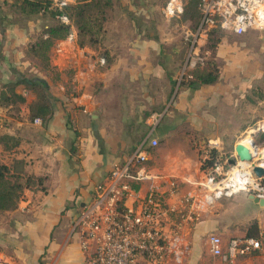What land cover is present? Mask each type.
Masks as SVG:
<instances>
[{
  "label": "crops",
  "instance_id": "obj_1",
  "mask_svg": "<svg viewBox=\"0 0 264 264\" xmlns=\"http://www.w3.org/2000/svg\"><path fill=\"white\" fill-rule=\"evenodd\" d=\"M156 1L113 0L116 15L115 21L106 27L108 34L132 37L124 45L109 44L114 61L106 69L100 68L104 64L100 59L93 62L95 51L91 47L78 45L75 33L72 38L57 40L49 51L54 71L43 69L28 52L39 30L13 25L12 14L0 12V163L7 165L22 184L16 205L0 210V258L5 264H86L77 225L80 209L92 198L96 186L108 178L113 164L124 161L138 146L149 148L147 166L157 177L133 183L135 191L144 196L154 189L163 193L169 205H178L187 196L202 195L198 183L206 173L202 170L200 151L212 144L220 150L222 144L218 127L212 124L214 115L227 116L229 140H235L234 147L243 141L248 134L245 132L264 131V97L257 96L264 90V31L257 30L242 34L246 42L227 50L225 68L215 83L194 89L180 86L178 79L173 92L176 103L167 104L154 127L150 116L159 111L145 112L146 130H141L142 135L136 134L132 149L124 150L126 145L120 144V137L106 131V109L94 90L97 81L105 91L111 82L119 80L120 73L127 71L132 80L140 78L146 85L151 83V87L142 89L145 101L168 97L166 87L156 94L159 86L170 81L165 78L163 67L167 56H160L166 49L167 53L178 54L181 48L172 44L165 47L153 37L141 39L140 35L149 36L148 32L153 36L154 32L140 30L136 23L143 17L155 19L156 9H163V2L158 5ZM15 71L46 80L54 97V112L46 121L37 123L30 119L37 95L24 84L16 88L23 101L14 103L7 97L10 94L2 98L6 84L17 80ZM187 131L198 132L202 137L195 138ZM5 135L13 139L2 138ZM154 138L158 140L157 146L150 145ZM257 142V149L264 151V142ZM171 183H175L173 195ZM215 202L204 207L196 221L184 223V230L178 235V244L185 249L183 260L170 264H225L212 255L207 241L208 233L224 231L215 215ZM263 217L253 216L262 229ZM181 218L182 214L178 215L177 219ZM238 229L233 233L246 235L245 227ZM233 264H264V249L239 257Z\"/></svg>",
  "mask_w": 264,
  "mask_h": 264
},
{
  "label": "built area",
  "instance_id": "obj_2",
  "mask_svg": "<svg viewBox=\"0 0 264 264\" xmlns=\"http://www.w3.org/2000/svg\"><path fill=\"white\" fill-rule=\"evenodd\" d=\"M74 1L51 0L50 8H62ZM186 3L187 0H168L163 11L170 18L179 17ZM199 10L198 33L204 36L214 27L238 35L250 30L264 31V0H199ZM57 17L66 24L71 23L67 15ZM68 37L72 38L73 34ZM101 61L103 64L104 59ZM161 116V112L151 114L152 127ZM35 122L41 123L42 119L35 118ZM150 145L157 146L158 140L152 139ZM233 158L236 162L231 164L229 160ZM149 159V148L140 145L124 161L115 162L108 178L96 186L92 198L80 209L77 225L86 264L181 263L185 249L178 244V235L183 232L184 223L199 218L204 207L240 191L264 197V187L253 171L255 165L264 164L254 159L245 166L235 153L205 172L206 177L198 183L202 195L187 196L178 205H169L163 193L154 189L141 196L133 183L157 177L147 166ZM170 187L174 188L170 190L173 195L175 183ZM131 198L133 202H129ZM179 213L181 220L177 219ZM207 241L212 255L225 264H233L239 257L256 254L264 248L260 239L246 235L224 239L211 233ZM0 264H5L3 258Z\"/></svg>",
  "mask_w": 264,
  "mask_h": 264
},
{
  "label": "rangeland",
  "instance_id": "obj_3",
  "mask_svg": "<svg viewBox=\"0 0 264 264\" xmlns=\"http://www.w3.org/2000/svg\"><path fill=\"white\" fill-rule=\"evenodd\" d=\"M22 1L23 0H0V12H9L10 14H12L13 25L18 24L19 26H22L24 28L34 26L35 29L39 30V34H41V32L46 29V25L50 26L58 22V18L52 15L50 11L44 12V10H41L40 12L30 13V9L23 5ZM101 1L103 5V13L99 14L98 17L102 24V28L101 30H99V26H94V31L96 32V42L87 44L85 47H91L95 51L94 53L92 52V60L94 63L96 60L100 61L101 59H104V64L102 66L100 65V68L102 67L106 69L109 67V64L114 61V56L112 55V51L110 50L111 47L109 46V44H118L119 42L121 43V45H124L129 41L132 35L126 34L119 36L108 34L106 27L115 21L114 19L116 15V7L114 6L115 4L113 0H110L111 4H109L108 6L105 5V0ZM158 1H156L155 4L157 3L158 5H161L160 1H162V7L164 9L167 0ZM163 9L162 11H158L156 9V12H154L155 19L148 20V18L143 17L141 20H136V23L138 24L140 30L145 29L146 31H148L149 29L150 32H154L153 36H151L148 32L147 35L149 36L140 35L141 39H144L145 37H153L158 44H163L164 46L166 44H172L175 47L181 48L178 54H174L171 52L167 53L169 51H167L166 49L160 56V58L163 56V54H165L164 56H167L165 57L163 67L165 70V78L169 79L170 81L166 84L163 83L162 87L159 86L156 89V94H160V90L164 91L167 88V99L150 98L145 101V99H143L144 96L142 97V94L144 93L142 89H144L146 86L151 87V83L146 85L140 78L132 80L127 71H125V73L123 72L119 74V80H121V83H119V80L115 83L111 82L108 85V88H105V91H102V83H99L98 81L96 83L97 86L94 87L96 93L100 95V103L106 109L103 121L104 125L107 128L106 131H108L109 134L118 135L121 139L120 144L125 143L126 146H124V150L127 151L133 148L131 147V144H133L134 139H136L137 135L143 134L141 130H143V132L146 130L144 118L147 117V113L145 112H150L151 110L162 112L166 109L165 107L167 106V104L169 106L171 102H173V104L176 103V98L173 99V92L178 87V79H180V86L187 87L186 83H188V80L191 78L190 75L195 70L197 71V69L206 68L208 70H212L213 72L219 71L221 73L225 68V60L226 58H228L227 50L232 47L238 48L241 43L246 42L242 38V35L235 34L219 27L210 28L205 36H203V34H199V0H195V2L193 3L192 0H187L185 10L179 17L176 16L170 18L165 14ZM32 22H34L35 24L30 25ZM213 29H217V34L211 36L210 32ZM189 32L194 33L197 36L193 38V35H188L190 34ZM216 37L221 38V42L219 43L217 49L214 50L211 48V44L213 43L212 38ZM57 40L59 39H55L51 48L54 46ZM51 48L49 49V51L51 50ZM194 49H197L196 53H194ZM49 51L48 62H46L42 57L39 58L43 61V64H41V62L39 61L40 64L43 65V69H46L48 71L52 70V67L50 66ZM30 55L32 54L30 53ZM163 91L162 93H164ZM257 96L259 98L264 97V90L259 91ZM142 106H146L145 108L147 109L140 110ZM115 110L117 111L116 113H114ZM102 112L103 109H101V113ZM174 115L179 116L176 113H174ZM213 118L215 121H213L212 119V124L213 126L218 127L217 134L218 136L222 137L220 152H232L231 154H233L235 148L233 146V141L235 140H229L231 131L228 129V123L226 121L227 116L214 115ZM130 119L132 120L130 121ZM196 121L198 122V120H195V123ZM136 125H139V127L137 129H134ZM256 132L257 134H255ZM131 133H135V135H132ZM187 133H191L195 138L202 137L198 134V132L193 133L187 131ZM251 134L254 135V138L257 141L264 142L263 129L250 133V135ZM250 180H253L252 182H254L253 178H251ZM259 182H261L264 187V177L260 178ZM248 194L249 192L247 191H240L236 194H233L232 196H223L216 200L215 203L217 205V209L215 211V215L224 228L223 232H221L222 230L217 232L224 239H228L234 236H238L237 234L233 233L236 228L239 227V229L241 230L243 227H249L251 224L257 223L258 232L255 237L260 239L264 246V229L261 228V223H259V220L253 218V216L256 215L264 216V211L261 209L262 207L264 208V206L259 207V204L257 203H255L256 205H254L253 200L249 199ZM204 238H206V236H204Z\"/></svg>",
  "mask_w": 264,
  "mask_h": 264
},
{
  "label": "trees",
  "instance_id": "obj_4",
  "mask_svg": "<svg viewBox=\"0 0 264 264\" xmlns=\"http://www.w3.org/2000/svg\"><path fill=\"white\" fill-rule=\"evenodd\" d=\"M110 2V0H105V5L108 6L111 4ZM193 2H195V0H192V3ZM22 4L30 9V13L40 12L41 10H44V12L50 11L55 17L58 15H67L71 20L70 24H66L57 17V23L45 27L46 29L37 36L36 40L30 43L28 52L37 59L42 57L46 62L49 61L48 51L53 45L55 39H64L75 33L78 45L80 47H85L87 44L96 42L94 26H99V30L102 28V24L98 17L99 14L103 13L101 0H75L74 2L64 5L62 8H50L51 0H23ZM216 34L217 29L211 30V36ZM212 39L213 43L211 44V48L215 50L221 42V38L216 37ZM39 61L43 64L41 59H39ZM15 74L17 80L12 84H6L5 87L8 88L5 91H2V98H5L7 94H10V96L7 97L14 103L17 100L23 101L24 97L16 92V88L18 85L24 84L27 89L32 90L37 95V100L31 107L30 119L41 118L46 121L54 112V104L52 103L54 97L49 92V85L46 80L37 76L26 77L16 71ZM190 77L188 83H186L187 87L197 89L201 85L213 84L218 81L220 72H213L212 70L202 68L197 69V71L195 70ZM2 138L13 139L10 135H5ZM200 152L202 154L203 162L202 170L205 172L223 162L225 158L232 153H222L219 149L208 146L203 147ZM21 185L19 177L12 173L7 165L0 163L1 211L10 209L16 205V201L20 196L19 192L22 189ZM257 229V223H253L249 227L246 226V236L255 237L258 232ZM212 233L219 234L218 232ZM208 234H211V232Z\"/></svg>",
  "mask_w": 264,
  "mask_h": 264
},
{
  "label": "water",
  "instance_id": "obj_5",
  "mask_svg": "<svg viewBox=\"0 0 264 264\" xmlns=\"http://www.w3.org/2000/svg\"><path fill=\"white\" fill-rule=\"evenodd\" d=\"M255 134H257V132ZM253 137H254V135H253ZM257 144H258V142L254 138V145H257ZM234 151H235V154L238 157V159L241 161H253L254 160V154H253L252 150L250 149V147L241 143V142H238L235 145ZM229 162L231 164H234L236 162V160L233 158V159H230ZM253 171L257 177H259V178L264 177V166L255 165L253 168ZM248 197H249V199L253 200V202L259 204L260 206H264V197L257 196L254 193H249Z\"/></svg>",
  "mask_w": 264,
  "mask_h": 264
},
{
  "label": "bare ground",
  "instance_id": "obj_6",
  "mask_svg": "<svg viewBox=\"0 0 264 264\" xmlns=\"http://www.w3.org/2000/svg\"><path fill=\"white\" fill-rule=\"evenodd\" d=\"M242 140L243 141L241 143L249 146L250 149L252 150V152L254 154V159L255 158H259L261 160L262 164H264V151L258 150L257 149L258 146L257 145H254V137H253V134L250 135V133H248L246 136H244V138ZM242 164L245 165V166H249L250 165V162L249 161H242Z\"/></svg>",
  "mask_w": 264,
  "mask_h": 264
}]
</instances>
